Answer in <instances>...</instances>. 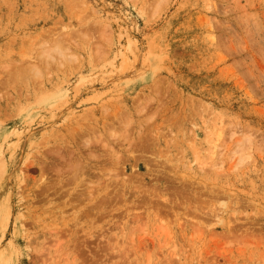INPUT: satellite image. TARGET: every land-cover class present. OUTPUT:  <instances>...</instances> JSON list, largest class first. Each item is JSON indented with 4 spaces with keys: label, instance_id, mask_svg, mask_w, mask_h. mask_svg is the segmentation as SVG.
Wrapping results in <instances>:
<instances>
[{
    "label": "rangeland",
    "instance_id": "rangeland-1",
    "mask_svg": "<svg viewBox=\"0 0 264 264\" xmlns=\"http://www.w3.org/2000/svg\"><path fill=\"white\" fill-rule=\"evenodd\" d=\"M0 264H264V0H0Z\"/></svg>",
    "mask_w": 264,
    "mask_h": 264
},
{
    "label": "bare ground",
    "instance_id": "bare-ground-1",
    "mask_svg": "<svg viewBox=\"0 0 264 264\" xmlns=\"http://www.w3.org/2000/svg\"><path fill=\"white\" fill-rule=\"evenodd\" d=\"M62 42H63V41H62ZM59 44H60V43H58V45H57V46H58L57 49H59V47L63 46V45H61V44H60V45H61V46H60ZM62 44H64V43H62ZM60 51L63 52V51H62V48L60 49ZM32 59H33V58H32ZM35 60H39V59L37 58V59H35ZM41 61H43V60L40 59V62H41ZM41 63L44 64L43 62H41ZM33 64H34V63H33ZM36 64H37V63H36ZM36 64H35V65H36ZM45 66H46V65H45ZM32 67H34V66H32ZM38 67H39V66H38ZM38 67L35 66L34 69H35V68H38ZM38 70H39V69H38ZM89 140H90V139H89ZM89 140H87V141H89ZM89 143H90V142H89ZM87 144H88V143H87ZM59 152H60V151H59ZM59 152H58V153H59ZM62 155H63V154H62ZM59 156H60V157H63V156H61L60 154H59ZM73 156H74V155H73ZM70 157H71V156H70ZM70 157H69V158H70ZM63 158H66V157H63ZM83 158H84V157H83ZM91 158H92V156H91ZM71 159H72V157H71ZM62 160H63V159H62ZM65 160H66V162H67L66 164L70 163L69 167H71V162H69L70 160H69V159H68L69 161H67V159H65ZM75 160H76V158H75ZM77 160H78V158H77ZM77 160H76V161H77ZM88 160H91V159L88 158ZM88 160H87V161H88ZM73 162H74V161H73ZM75 163H76V162H75ZM82 163H83V162H82ZM72 166H74V165L72 164ZM86 167H87V166H86ZM45 168H46V167H45ZM71 168H72V167H71ZM73 168H76V169H77V168H83V166H82L81 163H80V159L77 161V163L75 164V166H74ZM84 168H85V167H84ZM77 171H78V170H77ZM76 173H77V172H76ZM77 174H78V173H77Z\"/></svg>",
    "mask_w": 264,
    "mask_h": 264
}]
</instances>
